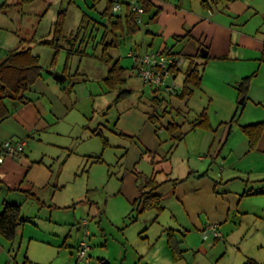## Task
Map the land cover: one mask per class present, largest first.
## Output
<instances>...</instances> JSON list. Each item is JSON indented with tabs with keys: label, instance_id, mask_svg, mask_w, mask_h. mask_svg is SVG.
<instances>
[{
	"label": "crops",
	"instance_id": "1",
	"mask_svg": "<svg viewBox=\"0 0 264 264\" xmlns=\"http://www.w3.org/2000/svg\"><path fill=\"white\" fill-rule=\"evenodd\" d=\"M102 1L85 0L90 9H96ZM110 1L119 0H105L103 16ZM145 1L149 9L143 16L144 27L140 26L138 32L131 35L123 36L116 32V36L120 37L117 46L124 43L130 50L165 52L169 49L167 42L172 37H182V41H185V50L177 55L184 58V65L176 77V82L182 74L185 81L187 70L198 65L201 85L191 97L185 98H180L179 95L169 98L163 91L152 90L153 107L150 111L143 112L138 108L127 112V115L133 116L134 119L126 120V126L120 128V136L121 140H127L132 144H128V149L121 156L123 160L128 159V163L121 164L122 183L118 193L125 199V215L129 219L134 218L132 214L136 212L135 203L141 196L142 188L148 182L154 181L155 186L151 185L145 191L153 190V195L160 198L162 210L149 209L137 219H133L132 224L140 221L146 213H156L151 220L152 223L143 221L141 229L147 231L151 225L158 223L165 211L171 212L169 213L175 224L165 227L160 234L146 236L142 239L144 242L137 238L140 250L135 251L132 262L129 263L125 256L122 264H200L197 256H200L201 260L207 259V254L203 253L205 242L211 241L215 246L220 240L234 244L237 243L235 240L241 239L247 232H255L257 242L263 247L264 209L255 208L253 212L247 213L241 211V205L246 198L264 196V128L255 143H252L243 132L244 127L264 124V0H257L259 3L256 0ZM236 2H241V5L237 6ZM61 13L64 14L63 31L57 32L55 29V33L62 34L60 37L63 38L68 13L67 10L61 9L57 19ZM81 13L79 23L82 26L89 20L86 12ZM127 15V8L125 16L118 13L125 21ZM243 26L245 27L241 29ZM143 29L146 33V37L143 38L144 44L134 42V36ZM107 30H111L110 22L106 26ZM160 36L161 38H158ZM107 39L112 42L115 37L109 33L105 40ZM159 41L160 44L156 46ZM25 42L26 39L17 33L10 35L7 43L1 40L0 63L14 50L23 48L32 50ZM202 53L207 57L203 58ZM52 71L64 75L66 82L68 81L65 72ZM246 78L251 80L246 94L243 95L240 84ZM40 82L41 88L35 87ZM183 84L179 85L183 87ZM58 86L56 81L51 83L41 75L28 92V101L25 104L8 103L11 116L0 122V157L4 160L0 163V214L7 204L20 206L21 215L24 205L29 202L38 204L40 208L46 206L45 200L40 198L38 192L50 185L53 168L46 162L49 155L40 152L34 143L30 144L28 141L36 139L42 143L48 139L50 133L58 136L65 133L61 124L66 117L68 118L69 110L75 107L78 100L68 98L66 101L65 95L73 91L70 87ZM126 91L131 94L124 99L134 93L132 89ZM120 102L122 100L116 103ZM204 114L208 118V128L197 127L196 123ZM185 126L189 127L187 134L197 133L198 130L203 133L196 139L199 144L197 149H193L194 151L187 149L184 155L187 160L186 170L183 169L185 172L175 175L170 168L171 158L177 146L186 140L187 134H183ZM165 132L170 134L169 138L174 143L167 152L163 149L165 140L161 138ZM92 135L98 137L102 136V133L97 131ZM8 140L26 141L28 148L20 158L3 154L2 145ZM104 140L108 143L104 148L111 147L109 140L106 138ZM60 143L56 140L49 142L51 146L69 149ZM135 148L140 152L139 159L131 163L130 154ZM196 153H200L199 156H195ZM60 157L62 155L58 156ZM65 163L66 160L59 167L57 177ZM162 172L168 177L159 181L158 174ZM237 182L241 187L236 186ZM246 216H249V222L253 224L248 225L247 229L244 223ZM22 217L28 222L18 230L13 241H8L0 235V264L51 263L46 258L48 248L59 253V246L56 247L55 242L63 237V232L51 230V233L46 232L44 236L36 235L35 231H29L27 225L38 227L40 221H32L28 216ZM81 223L83 222L77 225L79 232L82 231ZM213 224L219 226L223 239L204 240V229ZM45 228L48 231L49 225ZM170 232L179 244L182 253L180 260L174 258L169 247ZM89 236L90 232L85 238ZM191 236L194 239L187 240ZM238 243L241 244V241ZM63 245H66L65 237ZM128 245H130L128 241L122 244L126 249ZM215 258L216 261L218 254ZM259 259V256L248 250L242 252L241 248H237L233 261L223 264H246L248 261L261 264ZM99 261L100 264H109L105 259Z\"/></svg>",
	"mask_w": 264,
	"mask_h": 264
},
{
	"label": "rangeland",
	"instance_id": "2",
	"mask_svg": "<svg viewBox=\"0 0 264 264\" xmlns=\"http://www.w3.org/2000/svg\"><path fill=\"white\" fill-rule=\"evenodd\" d=\"M120 1L125 2V0ZM250 1L255 2L254 0ZM17 3V0H0V39L7 43L10 35L16 33L26 39L27 47L32 48L34 55L40 57V64L43 68L42 77L53 83L55 79L48 73L49 71L65 72L68 75V81L64 84L57 82L56 84L61 88L70 87L73 91L65 95L66 101L70 98L73 101L77 99L79 102L69 110L68 118L66 117L61 124L65 132L63 135L58 136L50 133L47 136L48 139L42 143L36 139L28 141L30 144L34 143L40 152L49 155V159L46 157V162L49 166L52 165L53 178L46 189L38 192L40 198L45 200L46 206L40 208L38 204L31 202L24 205L22 215L31 217L32 221H40L37 224L38 227L28 224L27 228L29 231H35V234L39 236H44V233L51 230L63 232V237L55 242L56 247L59 246V253L57 254V250L48 248V257L46 258H48V262H51L49 264H85L78 262L76 257V246L81 238L80 243L87 241L92 249L89 253L91 264H100V259H105L109 264H122L125 256L130 263L135 251L140 250V245H138L140 242L136 240L137 238L144 242L145 240L142 239L146 236L153 233L160 234L165 227L175 224L171 212L165 211L160 216L158 223L151 225L147 231L142 230L143 221L147 220L148 223H152L151 220L156 216V213H146L140 221L132 224V217L129 219L125 215V199L120 194L118 195L122 183L120 172L123 170V165L121 164L128 163V159L123 160L121 156L128 149V144H132L127 140H121L120 128L126 126L125 122L128 118L134 119L133 116L127 115L129 110L138 108L143 112L151 110L153 107L152 90L155 88L144 85L140 78L133 75L134 62L128 57L130 47L127 44L123 43L115 48L103 43L106 26L109 23V18L102 15L105 10V0L96 9H90L85 0H38L25 6H18ZM240 3L236 2L237 6L241 5ZM257 3L259 2L257 1ZM61 9L67 10L68 13L63 38L60 37L62 34L56 35L55 33L57 16ZM82 11L88 14L89 22L81 26L79 22ZM119 14L125 16L126 5H122ZM144 25L143 22L141 28ZM143 31L144 29L134 36V42L143 43V38L146 37L145 31L142 35ZM181 38L172 37L167 42L169 49L166 50V53H183L185 41H182ZM105 42L109 43L110 39ZM147 44L145 46H148ZM0 46H2L1 43ZM154 48L156 49V47ZM104 52L112 58L113 62L120 60L121 65L126 69L127 83L123 87L111 90L107 86L105 78L108 75L109 66L103 60ZM177 82L183 84V74ZM40 83L35 87L41 88L42 83ZM127 89H132L134 93L119 104L116 103L117 98L124 94L122 90ZM194 112H196V107ZM188 128V126L184 127L183 134H187ZM72 130L74 131L71 133ZM97 131L102 133L103 138L92 135ZM202 133L201 130H198L197 133H189L182 144H177L170 164L175 175L185 172L187 160L184 155L187 149H197L199 144L196 139ZM169 137L168 132L161 136L162 140H165L163 149L166 152L174 144ZM104 138L109 140L111 147L104 148ZM53 140L61 142L60 144L69 149L51 146L49 142H53ZM138 153L140 152L137 148L131 152V163L139 159ZM198 154L196 153L195 156H199ZM60 155L62 157L58 158ZM64 160L66 163L61 174L57 177L59 167ZM167 177L165 172L158 174L159 181ZM236 186L241 187V184L237 182ZM255 208L264 209V196L253 199L246 198L242 202L241 211L250 213ZM132 215L137 218L138 214L135 212ZM262 216L264 217V213ZM83 221H87L88 225L83 227L81 223L82 231L79 232L77 225ZM248 222L249 216H246L244 220L246 229L248 225H253ZM47 225H49L48 231L45 228ZM86 230L90 232V236L87 238H85ZM64 237L66 238L65 246L63 245ZM193 239V236L187 238V240ZM210 240L213 241V239ZM127 241L130 245L126 249L122 244ZM235 241L237 243L233 244L220 240L216 246L211 241L205 242L203 253L207 254V259L201 260V257L197 256V261L200 264L232 262L237 248H241L242 252L248 250L259 256V260H261L259 262L264 264V245L263 247L259 245L255 232H247L241 239ZM240 241L241 244L238 243ZM217 254L218 258L215 261ZM222 255L223 257H221ZM44 260L43 262H45Z\"/></svg>",
	"mask_w": 264,
	"mask_h": 264
},
{
	"label": "trees",
	"instance_id": "3",
	"mask_svg": "<svg viewBox=\"0 0 264 264\" xmlns=\"http://www.w3.org/2000/svg\"><path fill=\"white\" fill-rule=\"evenodd\" d=\"M18 6L31 5L38 0H17ZM97 1V0H96ZM233 1V0H226ZM119 1H110L108 3L107 9L104 15L109 18L111 24V30H107L104 33L103 43H105L106 36L112 33L115 40L112 42L105 43L106 46L117 47L119 36H116V32H120L123 36L127 34H135L139 30V25L134 15L128 10V15L126 16V21L118 14L112 13V8L114 3ZM145 12L148 11L149 5L145 0H139ZM126 4L125 2H123ZM114 18V19H113ZM64 14L61 13L58 22L56 23V31H63ZM166 53V51L164 52ZM172 54L170 52H167ZM103 60L106 65L109 66L108 76L105 82L109 89L115 90L116 88L123 87L127 83L125 78L126 69L123 68L119 61L113 62L112 58L107 56L104 52ZM42 67L40 64V57L34 55L31 49L23 48L17 49L10 52L7 57L0 63V122L11 116V112L8 109L9 102H15L20 104H25L28 101L27 94L30 92L32 87L41 78ZM251 78L244 79L240 84V89L243 95L246 94L247 88L249 86ZM201 85V73L199 71L198 65H194L189 68L186 72V78L183 84L182 93L178 94L180 98H185L186 96L191 97L194 91L200 88ZM155 92L160 90L155 89ZM122 97L117 98V102L123 100L126 96L131 94L129 91H124ZM177 95V96H178ZM172 98V97H169ZM155 101V100H154ZM197 127L208 128V118L206 114L202 115L198 122ZM264 124H256L243 128V132L250 138L252 143L258 141L262 134ZM100 136V135H99ZM104 145L108 146L107 141L104 140ZM154 181L148 182L141 192V196L138 202L135 203V211L137 212V217L149 209H156L161 211L162 207L160 205V198L153 195V190L146 192L145 190L151 185L155 186ZM152 188V187H151ZM155 190V189H154ZM133 219H137L134 217ZM28 221L24 219L21 215V208L17 205H5L4 211L0 214V235L8 240L13 241L17 235L18 230L26 224ZM168 244L171 248L174 258L180 260L182 253L179 250V244L174 238L173 233H168ZM246 264H257L254 261H248Z\"/></svg>",
	"mask_w": 264,
	"mask_h": 264
},
{
	"label": "built area",
	"instance_id": "4",
	"mask_svg": "<svg viewBox=\"0 0 264 264\" xmlns=\"http://www.w3.org/2000/svg\"><path fill=\"white\" fill-rule=\"evenodd\" d=\"M125 3L122 1L114 3L112 13L118 14L122 5H126L137 20L138 25L141 26L145 9L139 0H125ZM128 57L133 60V71L144 85L163 91L168 97H176L182 93L183 87L176 82V77L184 65L182 56L151 50L139 51L132 49ZM26 146L25 140H8L2 145V152L6 156L20 158ZM3 161V158L0 157V163H3ZM87 225L88 222L83 221L82 226L87 227ZM88 235L89 232L86 230L85 236ZM203 239L217 241L223 239V233L218 225H209L203 231ZM90 251L91 247L87 241H82L77 248V261L88 264Z\"/></svg>",
	"mask_w": 264,
	"mask_h": 264
},
{
	"label": "water",
	"instance_id": "5",
	"mask_svg": "<svg viewBox=\"0 0 264 264\" xmlns=\"http://www.w3.org/2000/svg\"><path fill=\"white\" fill-rule=\"evenodd\" d=\"M204 52V51H203ZM202 57L206 58L207 55L202 53ZM50 75H52L57 83L63 84L66 82V77L64 75L56 74L53 71L48 72Z\"/></svg>",
	"mask_w": 264,
	"mask_h": 264
}]
</instances>
